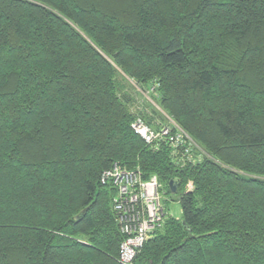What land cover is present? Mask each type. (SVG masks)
Listing matches in <instances>:
<instances>
[{
    "label": "trees",
    "instance_id": "16d2710c",
    "mask_svg": "<svg viewBox=\"0 0 264 264\" xmlns=\"http://www.w3.org/2000/svg\"><path fill=\"white\" fill-rule=\"evenodd\" d=\"M126 79L195 164L131 130L165 118ZM114 164L179 182L134 264H264V0H0V264H120Z\"/></svg>",
    "mask_w": 264,
    "mask_h": 264
},
{
    "label": "built area",
    "instance_id": "2783aa9c",
    "mask_svg": "<svg viewBox=\"0 0 264 264\" xmlns=\"http://www.w3.org/2000/svg\"><path fill=\"white\" fill-rule=\"evenodd\" d=\"M156 110L169 121V126L153 129L141 118H136L130 125L131 130L153 149L168 146L173 161L195 164L197 151L201 155L204 153L159 108ZM100 182L115 189L112 210L123 237L118 261L120 264H134L145 243L162 228L165 221L161 186L156 177L143 180L139 170L127 172L117 164L102 173ZM189 188L190 185L186 190Z\"/></svg>",
    "mask_w": 264,
    "mask_h": 264
},
{
    "label": "rangeland",
    "instance_id": "374dc122",
    "mask_svg": "<svg viewBox=\"0 0 264 264\" xmlns=\"http://www.w3.org/2000/svg\"><path fill=\"white\" fill-rule=\"evenodd\" d=\"M127 90L134 98V104L132 106V111L134 113L142 111L145 114H150L152 112L151 107L154 109L159 108L149 97V94L147 92H143L140 90L135 84L127 80ZM165 118V117H164ZM162 124L169 126V121L165 118L164 121H162ZM163 196L162 203L163 208L166 217H170L173 219L179 220L181 217V209L180 205L178 203V196L180 194L172 195V194H166ZM168 213V214H167Z\"/></svg>",
    "mask_w": 264,
    "mask_h": 264
},
{
    "label": "water",
    "instance_id": "95a60500",
    "mask_svg": "<svg viewBox=\"0 0 264 264\" xmlns=\"http://www.w3.org/2000/svg\"><path fill=\"white\" fill-rule=\"evenodd\" d=\"M178 186H179V182L178 181H171V182H169V184H168V188H169V190H170V193L172 194V195H176L177 194V190H178ZM80 216V215H79ZM78 216V217H79ZM78 217H76L75 219H77Z\"/></svg>",
    "mask_w": 264,
    "mask_h": 264
},
{
    "label": "bare ground",
    "instance_id": "6f19581e",
    "mask_svg": "<svg viewBox=\"0 0 264 264\" xmlns=\"http://www.w3.org/2000/svg\"><path fill=\"white\" fill-rule=\"evenodd\" d=\"M153 100V99H152ZM164 207V206H163ZM168 214V213H167Z\"/></svg>",
    "mask_w": 264,
    "mask_h": 264
}]
</instances>
